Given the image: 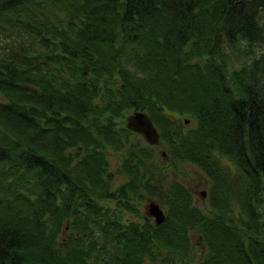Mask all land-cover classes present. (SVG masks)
<instances>
[{
    "label": "trees",
    "instance_id": "obj_1",
    "mask_svg": "<svg viewBox=\"0 0 264 264\" xmlns=\"http://www.w3.org/2000/svg\"><path fill=\"white\" fill-rule=\"evenodd\" d=\"M0 264H264V0H0Z\"/></svg>",
    "mask_w": 264,
    "mask_h": 264
},
{
    "label": "rangeland",
    "instance_id": "obj_2",
    "mask_svg": "<svg viewBox=\"0 0 264 264\" xmlns=\"http://www.w3.org/2000/svg\"><path fill=\"white\" fill-rule=\"evenodd\" d=\"M120 156H121V153L112 155V167L114 170H117V169L120 170ZM162 161H164L163 165L166 166L170 171V176H169L170 179L175 178L183 182L193 193L195 203L201 208L206 207L207 204L205 203V200H206L205 198H207V193L205 196H203L202 192L206 191L208 181L205 175L199 170V168L195 164L188 163V162H176V164H174L171 162L170 158H164V160ZM115 176H117V174ZM123 180H124L123 177H114V183H115L114 185H120ZM144 197H147V196L145 195ZM202 199H205V200H202ZM114 205L116 206V204ZM141 212L144 213L142 215H146L147 207L145 208L142 205L140 213ZM129 215L132 217L133 221L143 223L142 219L137 217L134 213L129 214ZM66 231L68 234H71L70 232L72 230L66 229ZM191 237L194 242L198 240L199 235L197 233H192ZM197 251L199 252V247Z\"/></svg>",
    "mask_w": 264,
    "mask_h": 264
},
{
    "label": "water",
    "instance_id": "obj_3",
    "mask_svg": "<svg viewBox=\"0 0 264 264\" xmlns=\"http://www.w3.org/2000/svg\"><path fill=\"white\" fill-rule=\"evenodd\" d=\"M126 122V126L129 129L142 134L149 144H160V133L148 113L144 111H135L128 115ZM205 194V191L202 192L203 196H205ZM148 211L150 215L155 217L156 223L158 224L162 223L166 218L164 209L156 201H151L148 204Z\"/></svg>",
    "mask_w": 264,
    "mask_h": 264
},
{
    "label": "flooded vegetation",
    "instance_id": "obj_4",
    "mask_svg": "<svg viewBox=\"0 0 264 264\" xmlns=\"http://www.w3.org/2000/svg\"><path fill=\"white\" fill-rule=\"evenodd\" d=\"M140 134V133H139ZM142 135V134H141ZM115 177H122V175H120V173L118 172V174H117V176H115ZM115 184V183H114ZM115 187H118V185H115ZM206 195V194H205ZM147 207V206H146ZM163 209H164V207H162ZM164 211H165V213H166V210L164 209ZM117 214L119 215V216H122V220L124 221V222H133V219H132V217L129 215V214H133V213H131V212H128L127 210H125V209H123V208H120V211H117ZM142 214H144V213H142ZM141 214V215H142ZM143 217H146V218H148L149 219V221L150 222H152V223H156V219H155V217L154 216H152V215H150V213H149V211H147V214L146 215H142ZM140 218V217H139ZM142 220H143V222H144V219L143 218H141Z\"/></svg>",
    "mask_w": 264,
    "mask_h": 264
}]
</instances>
